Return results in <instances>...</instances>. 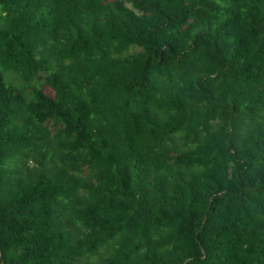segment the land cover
Returning <instances> with one entry per match:
<instances>
[{
  "label": "trees",
  "instance_id": "obj_1",
  "mask_svg": "<svg viewBox=\"0 0 264 264\" xmlns=\"http://www.w3.org/2000/svg\"><path fill=\"white\" fill-rule=\"evenodd\" d=\"M0 264H264V0H0Z\"/></svg>",
  "mask_w": 264,
  "mask_h": 264
},
{
  "label": "rangeland",
  "instance_id": "obj_2",
  "mask_svg": "<svg viewBox=\"0 0 264 264\" xmlns=\"http://www.w3.org/2000/svg\"><path fill=\"white\" fill-rule=\"evenodd\" d=\"M8 77H9V80L13 86L20 87V88L25 86V84L19 79V77H16V76L11 75L9 73L5 74V78L8 79ZM35 85H36V83H31V85L27 87V90L25 92L28 93L31 90V87H33ZM43 92L50 97H52L54 94L53 91L50 90L47 86L43 87Z\"/></svg>",
  "mask_w": 264,
  "mask_h": 264
}]
</instances>
